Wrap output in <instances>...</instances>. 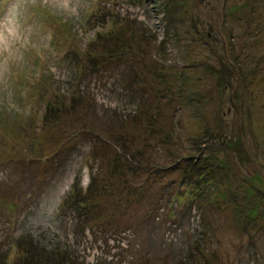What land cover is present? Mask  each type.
I'll use <instances>...</instances> for the list:
<instances>
[{
	"label": "rangeland",
	"instance_id": "374dc122",
	"mask_svg": "<svg viewBox=\"0 0 264 264\" xmlns=\"http://www.w3.org/2000/svg\"><path fill=\"white\" fill-rule=\"evenodd\" d=\"M261 197L264 0H0V264H264Z\"/></svg>",
	"mask_w": 264,
	"mask_h": 264
},
{
	"label": "trees",
	"instance_id": "16d2710c",
	"mask_svg": "<svg viewBox=\"0 0 264 264\" xmlns=\"http://www.w3.org/2000/svg\"><path fill=\"white\" fill-rule=\"evenodd\" d=\"M175 3V1H174ZM161 5V4H160ZM168 32L172 29V26L169 28L168 26ZM229 59V58H228ZM232 65L231 67H233V69H235V71L237 70L238 73L240 72V74L246 69L245 67H242V65L236 64L235 62L232 61ZM236 72V74H238ZM225 77L227 78V75H225ZM223 79V78H222ZM203 138V137H202ZM201 139V138H200ZM214 140V137L210 138V141H204L203 143L205 145L210 144ZM198 141H194V146L199 145V143L197 144ZM202 142V141H199ZM234 151H236V154H241L242 152L239 150L240 149V145L242 147L241 142L239 141V143L234 144ZM224 149V145L222 146ZM210 149L214 148V144L212 146H209ZM244 155L245 152H243ZM237 154V155H238ZM241 156V155H239ZM184 159V162L181 161V164H184V166H186V173H185V179L187 180V182L190 185V190H184L182 192V195L187 196L188 193L191 194V196L189 198H187L186 202H188V206L187 209H184V205L183 204V200L182 199H178L179 203H178V208L176 210V216L180 217V215H182V220L181 222H183L185 219H187V215H189V213L193 210V209H197L198 212L201 214L202 216V222L203 225H205L204 228H209V222L207 221L208 219V215L207 212H209V210L206 208L203 210V207L206 206V201L209 199H212L213 196V192H214V188H215V184H216V180L219 178V168H224L223 164L220 166H217L215 164H206L204 163V158L201 156L196 157V156H185L182 157ZM190 170H193L192 173L189 172ZM261 172V169H259ZM263 170V168H262ZM94 181V176L92 177V182ZM80 182L78 181L75 185V190H72V194L69 196V200L67 202V206H72L75 210H83L84 208V202L85 200L89 199L90 197V188L88 187L84 193L83 188H80ZM81 189V193H84V198L82 199L80 197V195L78 194V190ZM192 189V190H191ZM207 191L211 192V197L210 195L206 194ZM74 193V194H73ZM260 199H264V197L260 198ZM259 198H257V200H260ZM226 200V199H224ZM185 202V203H186ZM243 213V212H241ZM171 214H175V212H173V210H171ZM83 216V214L81 215ZM81 216H79V218H81ZM259 218L264 217V214L260 213ZM88 221H93L92 218H90ZM203 231H205L206 234H208V230L204 229ZM257 231H262L264 232V229H258L256 228V232ZM199 239H197L194 243V245L191 247V249L188 252V256L185 259L183 264H195L196 263V259H199V257L201 256H205L206 255V250L205 248H201V246L199 245ZM199 245V246H198ZM209 245V244H207ZM188 248V247H187ZM26 250H29L28 248H24ZM30 251V250H29ZM186 256V254H184V257ZM69 256L68 259L64 258L62 255H50V256H46L44 253L40 254L39 257L32 261L31 258H28L26 260L27 264H74V262L72 261L73 259L70 258L69 260ZM69 261V262H68ZM209 260L207 259V262Z\"/></svg>",
	"mask_w": 264,
	"mask_h": 264
},
{
	"label": "water",
	"instance_id": "95a60500",
	"mask_svg": "<svg viewBox=\"0 0 264 264\" xmlns=\"http://www.w3.org/2000/svg\"><path fill=\"white\" fill-rule=\"evenodd\" d=\"M222 12H223V9H222Z\"/></svg>",
	"mask_w": 264,
	"mask_h": 264
}]
</instances>
